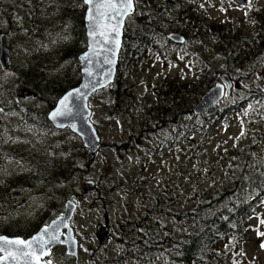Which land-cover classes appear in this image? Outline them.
Returning <instances> with one entry per match:
<instances>
[{"label":"rangeland","instance_id":"obj_1","mask_svg":"<svg viewBox=\"0 0 264 264\" xmlns=\"http://www.w3.org/2000/svg\"><path fill=\"white\" fill-rule=\"evenodd\" d=\"M50 1L54 2V0ZM182 2L186 7H194L197 15L195 26L189 28L188 45L182 53L180 54L178 50H174L171 54L165 52L163 61L151 57L145 58L142 62L137 63V77L133 79L129 78L131 73L128 66L125 71L124 65H122L117 70L111 89L90 100L92 122L101 139L102 146L88 172L80 171L76 166L71 186L66 188L50 179L34 184L29 182V188H19V191L25 188L27 190L18 198L16 195L19 191L10 194L14 191L10 190V186L12 188L14 184L23 182L22 176L19 177V174L26 170L29 162H33L26 160L24 165L18 168L12 164L13 152L11 150L7 152L8 155H4V157H9V163L13 167L11 169L9 166L7 171L8 174L10 173V182L6 189L8 194L13 197L0 201V213L2 214L0 216V232L6 230L9 220L13 225H17L15 222L20 224L22 221H25L27 226L31 223V230L40 226L50 214L54 220L60 216L63 203L69 196L80 195L82 185L86 181H94L103 189L99 190V194L79 197L76 200L78 208L72 222V229L80 242L84 236L91 239L88 244H82L85 249H101L95 236L96 228L99 225L106 227L110 240L106 247L103 246L105 251H101L95 261L98 264H108L113 259L114 253L118 254L122 249L117 248L116 244L122 241V238L126 239L127 236L120 229L121 224H131V219H139L146 207L156 202L157 207L162 211L166 210L167 214L155 222V232L163 241H169V238L176 239L178 228L172 214L181 212L180 214L184 215V212L196 203L201 192L208 190L209 193H215L232 181V171L234 170L232 163H236L234 153L238 149H244L247 142L253 140V132L259 136L253 141V149L261 147L264 150V123H262L264 119L257 121V127H243L245 134L241 136L240 114L243 111V103L238 102L245 100L246 96L250 97L252 94L249 95V93L259 90L262 94L264 93V45L260 47V51L257 48L254 50L257 42L250 40L251 45L248 49L252 48V50L247 49L246 56L243 52L235 50L226 52L227 54L222 56L220 52L214 50L215 43L212 45L209 41L210 34H206L208 33L206 27L210 22L221 24L224 22L230 24L233 29L236 26V29L241 32V39L247 41V32H250V35L252 33L253 13L258 8L264 9V0H251L250 8L247 6V0H242L243 5L233 0H211L212 3L206 1L203 4H197L193 0H183ZM37 9V7H30L29 15L43 27V30L41 35L35 33L34 38L27 46L30 51V59L27 61L33 64L29 69L22 67L21 59L23 56L27 58L28 55V53L25 55L21 46H23L22 40L25 41L27 38L22 34L29 30L28 22L22 17V10L17 9L18 15L21 17V22L14 23L17 28L9 31L6 26L0 28V37L2 34L10 33V36L6 37V44L11 54H14L9 69L0 72V81L8 77L6 81H3L10 91L7 93L13 99H18V97H22L26 89L32 91L31 88H36L34 87V82L38 78L36 68L40 69L41 73L50 71L47 83L36 88L42 95L36 100L21 98L22 105L20 106L21 109H32L39 119H45L51 112L52 103L55 102V94L53 93L52 98V95L46 91L59 85L64 73L68 72L67 70L75 71L72 61L66 57L74 50L77 41V36H73L74 33L72 35L75 28L73 19L76 18V15L70 7H48L47 12H43L42 7L39 9L40 11ZM44 13L47 14L44 15ZM42 19L44 21L41 23ZM181 20L182 17L177 20V24ZM186 26H188L187 20ZM224 28L226 31L228 30L227 27ZM201 32L204 33L203 36ZM40 41L44 43L36 44ZM234 42L231 38L227 50ZM58 45L65 46L60 50H63V58L68 66L57 65L52 70L45 69V67L49 68V65L46 64L47 57L53 55L54 49ZM224 73L228 74L232 81L235 80L236 85L232 87L230 96L217 107V110L222 113L219 120L213 121L214 117L205 119L211 125L205 133L197 131L193 135L187 136L182 144L180 140H175V143H167L166 146L161 147L158 146L159 140H164L167 137L163 131L166 120L158 123V126L153 129L148 126L142 133L140 124H146L142 121L146 117V110L156 105V94L153 87H157L158 82L166 78L167 82L180 80L182 83H197L194 87H189V91L194 90L193 94L191 93L185 101L181 100V105H184L185 109L182 110L183 114H180L179 121L186 123L187 117L184 113L187 114L195 107L217 78ZM196 79H205L207 83L203 86L202 83L205 81L198 82ZM11 84L12 86H9ZM121 84L125 86L124 90L127 92V96H124V102L118 101L121 104L119 107L109 92H115ZM4 93H6L5 90L0 86L1 107H5L4 103H6ZM50 100L51 102H49ZM232 102L234 103L232 104ZM235 102L238 104L235 105ZM230 104L236 106L235 111L237 112L231 116L230 112L233 107L224 110ZM176 110L177 107L174 106L171 112L176 114ZM21 120L22 123L29 125L27 117H23ZM1 121L0 136L5 137V140H0V149L4 150L9 144L11 148L13 142L17 140L24 149L30 150L34 156L35 152L31 146L39 136L27 133V131L32 132L35 127L18 128L16 121L7 112ZM14 127H16V131L25 132V135L12 137L9 132H12ZM41 129L45 131V127ZM139 135H143V137L139 138ZM57 146L59 147V141ZM79 146L82 147L79 139L77 141L68 135L62 136L61 149L65 150L67 158L73 157L81 161L76 155L77 151L83 153L84 156L86 152L84 149H79ZM178 146L181 147L180 150H176ZM81 167L84 169V163L81 164ZM36 169L38 167L35 166L33 170ZM4 172V170H0V179ZM41 192L43 195H39ZM43 197H45L44 205H40L39 201ZM51 202L54 203L53 211H50ZM105 203L107 204L104 207ZM257 209L258 216L250 221L247 238L241 240L239 244L229 243L226 245L223 252L225 255L223 264H264V248L261 247V244H264V235H260V233H264V223H261L264 220V202ZM56 210H58V214ZM133 227L135 226H131V228ZM100 237L103 239L102 236ZM60 253L56 252L55 257L59 258ZM121 259L124 258L121 257ZM81 263L88 264V253L85 251L81 255Z\"/></svg>","mask_w":264,"mask_h":264},{"label":"trees","instance_id":"obj_2","mask_svg":"<svg viewBox=\"0 0 264 264\" xmlns=\"http://www.w3.org/2000/svg\"><path fill=\"white\" fill-rule=\"evenodd\" d=\"M135 1L137 11L124 28L118 64V69L124 65L125 71H127L128 66L131 73L129 75L130 79L137 77L136 65L145 58L151 57L155 60H164L165 52L171 54L174 50H178L181 54L185 48L174 45L168 39V35L177 32L188 39L189 28L195 26L197 22L196 10L194 7H186L184 2H182L183 0ZM193 1H200L201 3L204 0ZM17 5L21 6L18 9L22 10V17L29 24L28 37L25 38V41L22 40L23 46H21L25 51V55L28 53L27 59H30V51L27 47L30 40L34 38L35 33L41 35L43 30V27L29 15L30 7H37L38 11H40L41 7L44 10L48 9V7H70L75 12L76 18L73 19L75 28L72 31V35L74 33L75 35L73 36H77V41L74 50L68 54L66 59H70L74 68L79 71L76 57L86 48L84 23L82 20L84 13L83 0H54V2L50 0H3L0 2V22L11 28L15 21L17 23L21 22V17L15 13V6L18 7ZM44 10L43 12H45ZM46 14L44 13V15ZM253 14L252 33L250 35V32H247V36L248 38L250 36V40L256 37L260 49L264 45V11L258 9ZM181 17V22L177 24V20ZM186 20L188 26H186ZM42 21L44 20L42 19L41 23ZM207 26L206 30L208 33L206 34H210L209 41L212 45L215 43L214 50L220 52L222 56L231 50L241 51L245 55L248 45H251L247 42L248 40H242L241 32L235 27L233 29L230 24L210 22ZM224 27H227L228 30L226 31ZM184 30L185 32H183ZM203 34L201 32L202 36ZM231 38L235 42L227 50ZM43 43V41H40L36 44ZM58 53L64 54L63 50H59ZM27 62V69H29L33 64L30 61ZM55 62V58L47 57L46 64L49 65V68L45 67V69L52 70V68H56L55 66L59 65L60 62ZM67 71L64 73L59 85L49 89L48 93L52 94V98L53 93L58 98L63 95L68 86L73 88L78 85V71ZM36 73L38 74L37 85L46 83L47 78L50 76V71L41 73L38 68H36ZM196 81L202 82L205 79H196ZM169 82L171 83L169 84ZM169 82L165 78L158 82L157 87H153V91L156 94V105L146 110V117L142 120L146 124H140L142 133H144L145 128L148 126L153 129L158 126V123L167 121L163 128L164 135H167V137L164 140H159V147L166 146L167 143H175V140H180L182 144L187 136H191L197 131L205 133L211 126L205 119L214 117L213 121L219 120L222 114L215 109L207 114L193 117L191 120L186 118V123H180V114L185 109L184 105H181V100L185 101L191 93L193 94L194 90L189 91V87H194L197 83H182L180 80ZM206 83L205 81L202 85L205 86ZM124 87L121 84L115 92H109L119 107L121 104L118 101L124 102L123 98L127 96ZM245 98L243 111L240 114L242 125L244 128H247V126L257 127L259 117L264 119V96L253 99L246 96ZM174 106L177 107L176 114L171 112ZM228 108H232V105L224 108V110ZM235 113L237 112L232 108L230 116ZM184 115L186 114L184 113ZM22 116L27 117L29 120V125L27 126L35 127L36 131H43L41 129L43 127H45V132L51 130L48 122H42L36 114L28 115L26 111H22ZM262 123H264V120ZM253 136V140L247 142L248 144L244 149H238L234 153L236 163H232L234 170L232 171V181L230 183L215 193H209L208 190L201 192L196 203L191 208H188L184 215H181V212L172 214L178 228V237L176 239L169 238V241H163L155 232V222L167 214L166 210L162 211V209L157 207L156 202L148 205L139 219H131V224L124 223L125 226L121 224L120 229L127 235L126 239L122 238V241L119 242V244L124 245L126 250L125 254L127 257H123L126 260L124 264H223V259H225L223 252L226 245L229 243L239 244L241 240L247 238L249 223L254 217L258 216L257 207L264 202V150L261 147L253 149V141L259 137L255 132H253ZM140 137H143V135H139ZM49 144L46 141V166H37L41 177L36 179L35 172H37V169L29 171V174L31 173L30 183L34 184L50 179L56 184L63 185L64 188L70 187L76 166L80 171L83 169L81 164L84 163L85 156L77 151L76 155L81 161L73 157L67 158L65 150L61 149V152H59L57 144L55 147L54 143ZM180 148L178 146L176 150H180ZM79 149H82V147L79 146ZM34 167L35 164L32 165L30 163L28 165L29 170ZM22 180L23 182L14 184L12 188L10 186V190H14L10 194L17 193L21 186L27 184V179L22 178ZM101 189H103L102 186ZM51 220H53V216L50 214L44 219V223L46 224ZM143 221L146 222L144 223ZM131 226L135 227L131 228ZM37 229L34 228L32 233L36 232ZM117 260H120V258ZM115 264L123 263L116 261Z\"/></svg>","mask_w":264,"mask_h":264},{"label":"water","instance_id":"obj_3","mask_svg":"<svg viewBox=\"0 0 264 264\" xmlns=\"http://www.w3.org/2000/svg\"><path fill=\"white\" fill-rule=\"evenodd\" d=\"M234 1L242 5L241 0H234ZM97 2H103V0H97ZM85 5L87 6V11L84 18V25L86 30L88 48L87 51L82 55H80L78 58L81 67L80 84L76 89L67 92L60 100H58L56 107L54 108V110L50 112L47 119L56 129L58 130L69 129L72 133H74L80 138L84 148L87 150L86 170H88L94 161L95 155L98 152L99 144H100L98 135L90 122L91 111L88 108V100L96 91L106 88L113 81L117 67V62H118L119 51L121 49V44H122L123 27L126 19L134 13V4H133V10L129 14L123 16L122 18L117 17L116 19H109V20H99V18H97L99 20V23L108 25V30H110L111 26L113 25H117L119 27L120 30L119 48H116L115 45L111 42L105 44L103 42V37L100 36H97L95 41L91 39L89 35V30L90 27H92V24L88 19V11L89 8L92 6L86 3ZM101 11H105V10L101 9ZM121 19H122V24L118 23L119 20ZM113 38H114V34L112 37H110V40ZM168 39L176 44L183 43V38L178 34H170L168 36ZM113 51H115L114 56L112 54ZM8 55L9 52L4 48V44L2 43L0 48V65L3 69L7 67L9 61ZM85 56L88 57L87 60L83 59V57ZM109 60H111L112 63H108L107 61ZM222 80L225 84H227L228 94H229L230 85L228 84V81L224 76H222ZM77 90H78V94H77ZM69 93H73V96L69 98L67 105V107L71 109V111L67 115L53 118L52 114L58 108H61L60 101ZM222 98H223V85L217 83L213 88H211L208 91L206 95L202 97V99L197 104V106L193 109V111L190 112L189 118H192L193 115L198 116L210 109H213L217 105V103L222 100ZM95 192H98L97 186L95 185V183L88 181L83 185L82 197H87ZM75 200H76L75 195L70 197V199L65 203L64 213L59 218L52 220L48 224V226H52L54 222L59 221L61 225L59 227V232L62 233V235L60 236V240L67 241L65 243H55L51 245L50 248L64 247L66 249L67 256L77 259V254H78L77 241L73 237V233L70 227V223L76 211V205L74 204ZM61 217L64 218L62 221L60 220ZM63 224H67V227H63ZM64 231L65 234L63 233ZM106 233H107V229H104L101 226L97 228L98 237L102 236L103 238L100 240L101 244L106 243V238H105ZM69 236H71V238L75 241L74 244L71 241H68ZM48 256H45L43 260ZM8 264H13V262L9 261ZM41 264H43V261L41 262Z\"/></svg>","mask_w":264,"mask_h":264},{"label":"snow or ice","instance_id":"obj_4","mask_svg":"<svg viewBox=\"0 0 264 264\" xmlns=\"http://www.w3.org/2000/svg\"><path fill=\"white\" fill-rule=\"evenodd\" d=\"M84 2L92 6L88 11V19L92 24L89 30L91 39L95 41L97 36H100L103 37V42L105 44L111 42L116 48H119V27L113 25L110 30H108V25L99 23V20L116 19L117 17L122 18L129 14L133 10V0H103V2H97V0H84ZM247 6H251V0H247ZM101 9L105 11H101ZM245 14L247 15V13ZM97 18H99V20ZM118 23L122 24V19L119 20ZM113 34L114 38L110 40ZM112 54L114 56L115 51H113ZM83 59L87 60L88 57L85 56ZM107 62L112 63L111 60ZM72 96L73 93H69L60 101L61 108H58L52 114L53 118L67 115L71 111L67 105L69 98ZM244 134L242 128L240 135L243 136ZM63 219V217L60 218L61 221ZM261 223H264V220H262ZM60 226L59 221L54 222L52 226L46 225L30 240L0 237V264H8L9 261L13 262V264H41L43 258L51 254V245L67 242L60 240V236L62 235V233L59 232ZM63 227H67V224H63ZM260 235H264V233H260ZM68 241H71L73 244L75 243L71 236L68 237ZM261 247L264 248V244H261ZM43 264H52V261H43Z\"/></svg>","mask_w":264,"mask_h":264},{"label":"flooded vegetation","instance_id":"obj_5","mask_svg":"<svg viewBox=\"0 0 264 264\" xmlns=\"http://www.w3.org/2000/svg\"><path fill=\"white\" fill-rule=\"evenodd\" d=\"M232 84L233 86L236 85V82L235 80L232 81ZM16 103H18V101H16ZM22 111V109L20 108V112ZM6 114V111L5 113L1 110L0 112V125L2 123L1 119L3 120V116H5ZM17 123V126L18 128L20 127H25L26 124L22 123V120L21 118L18 119V121H16ZM16 127H14V129L12 130V132H9L12 137H16V135L20 136H24L25 135V132H22V131H16L15 130ZM27 133H30L32 135H35V136H39L38 139L35 140V143L33 144L34 146H36L35 150L36 152L34 153L35 155L33 156L32 153L30 152V150H26L23 148L22 145L19 144V142L17 140H15L13 142V144H16L18 145L17 147H13L11 149H6L7 147H5V149L2 150L0 149V170H4L5 172L3 173V176H2V181L0 179V201H4V200H7L8 198H12L13 195H9L8 194V191L6 190L7 189V186H8V182H10V173L8 174L7 171L9 169V166L11 169H13L12 167V164H14V166L18 167V168H21L23 165H24V161L26 160H30L32 161L33 163H31L32 165L35 164V166H40L41 167V155L44 157V166L45 165V160H46V156H45V146H46V141H47V137H49L50 141L53 142L54 139H56L57 141H59V152H61V144H62V136L64 133H57V132H45V131H32V132H29L27 131ZM67 135H69V133H66ZM73 138V136H72ZM5 140V137L3 136H0V140ZM36 141H38L36 143ZM11 150L13 152V159H12V164L10 165L9 163V157H4V155H8V151ZM17 151V153H15ZM27 156V157H26ZM30 164V162H29ZM28 164V165H29ZM29 171H33V169L29 170L28 169V166L26 168V170L21 174H19V177L22 176V178L24 179H27V184H24L23 186L21 187H27L29 188V182H30V175L31 173L29 174ZM37 172H35V177L36 179H40L41 177V173H40V170L37 169L36 170ZM33 174V173H32ZM39 176V177H38ZM21 178V179H22ZM27 188L25 189H22L18 192V195H16L18 198L23 195V193L27 190ZM60 188V187H58ZM2 191V192H1ZM40 195V194H39ZM55 202V201H54ZM25 203V202H24ZM40 205H43V202L40 203ZM2 214L0 213V216ZM17 225H13L11 224L10 220H9V223H8V227L6 228V230L4 232H0V237H4V238H8V239H27L29 238L32 234V228L30 227L31 223L27 226L25 225V221H22V223L18 224V222H15ZM38 227H36L35 229H37ZM89 238V237H88ZM91 239H87L86 241L87 242H84V240L82 239V241L84 242H80L79 238H78V247H79V259L78 261H73L71 260L70 258H68L64 252V249H53V251L51 252V254L47 257L46 261L47 260H51L52 261V264H82L81 263V255L82 253L85 251L86 253H88V264H91V261L93 260V262H95V264H98L96 263V258L97 256L99 255L100 251L99 249H91V248H88V249H85L82 244H88V242L90 241ZM98 250V251H97ZM61 252L60 253V257L57 258L55 257V253L56 252ZM97 251V252H96ZM126 250L125 249H121L117 255V258H123V256L125 255L126 256ZM93 254V255H92ZM124 254V255H123ZM90 255H92L90 257ZM92 259V260H91ZM119 261V260H118ZM123 261V260H121ZM125 262V261H123Z\"/></svg>","mask_w":264,"mask_h":264},{"label":"bare ground","instance_id":"obj_6","mask_svg":"<svg viewBox=\"0 0 264 264\" xmlns=\"http://www.w3.org/2000/svg\"><path fill=\"white\" fill-rule=\"evenodd\" d=\"M27 23V22H26ZM28 25V24H27ZM30 28V27H29ZM45 38V37H44ZM40 39V38H39ZM1 82V81H0ZM6 84V83H5ZM2 96V95H1ZM27 157V156H26ZM4 177V176H3ZM2 181V180H1ZM16 189H18V188H16ZM2 192V191H1ZM19 196V195H18Z\"/></svg>","mask_w":264,"mask_h":264}]
</instances>
